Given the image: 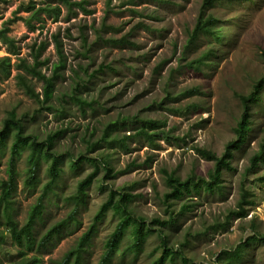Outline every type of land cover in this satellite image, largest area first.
I'll list each match as a JSON object with an SVG mask.
<instances>
[{
  "label": "rangeland",
  "instance_id": "obj_1",
  "mask_svg": "<svg viewBox=\"0 0 264 264\" xmlns=\"http://www.w3.org/2000/svg\"><path fill=\"white\" fill-rule=\"evenodd\" d=\"M85 1L88 13L75 5L69 8L60 0H0V29L7 28L13 40L0 38V128L14 109L26 125V133L39 140L63 132L56 140V150L63 154V174L44 200V215L36 225L37 240L68 217L74 204L66 196L93 170L89 163L71 169V155L109 154L117 174L109 178L103 169L98 172L88 190L87 206L77 211V221L46 248L34 247L21 255V247L4 234V225L0 224V234L5 235V241L0 242L1 264H19L34 257L41 264L61 262L89 229L110 189L130 192L134 196L132 210L148 223L155 217H166L162 201L168 190L164 170L182 178L195 173L207 179L214 162L199 155L195 147L221 155L235 138L242 114L237 95L251 93L254 83L264 79V0H216L204 13L219 19L216 26L223 33L222 40L201 34L189 47L190 32L203 11L204 0ZM47 4L59 5L61 14L54 18L40 12L38 18H31L34 11ZM123 36L129 44L114 42ZM212 49L211 64L202 72L184 66L187 60ZM8 62L9 74L2 71V64ZM25 64H36L47 77L56 74L49 102L37 101L19 85L17 75L24 74L43 98V80L27 72ZM56 65L61 66L57 73ZM196 86L202 93L182 95ZM74 90L77 99L72 97ZM81 98L87 101L83 107L78 102ZM251 115L247 140L235 151L233 168L223 172V193L202 190L186 196L185 201L193 206L179 216L175 227L167 228L169 245L189 261L185 263L178 254L175 264H217L220 252L237 247L239 256L234 264H264V240L245 244L253 232L264 234V161L256 169L247 170L251 157L264 143V82ZM133 116L166 122L162 131H156L153 144L135 137L134 124L117 130L121 137L130 134L128 149L103 144L88 153V144L99 140L107 124ZM11 142L12 138L1 158L0 184L8 177ZM28 153L26 150L17 163L18 184L12 197L20 226L49 179L50 162L44 161L36 187L25 184ZM243 190L251 202L244 204L248 214L230 217V211L239 208ZM117 221L118 216L108 211L97 224L81 264L99 263ZM130 242V237L124 239L110 264H153L163 252L156 233L148 238L137 258L126 250Z\"/></svg>",
  "mask_w": 264,
  "mask_h": 264
},
{
  "label": "trees",
  "instance_id": "obj_2",
  "mask_svg": "<svg viewBox=\"0 0 264 264\" xmlns=\"http://www.w3.org/2000/svg\"><path fill=\"white\" fill-rule=\"evenodd\" d=\"M65 3L69 8L72 6H78L87 13L89 10L85 8L86 1L80 0L72 2L71 0H60ZM134 3L135 0H129ZM216 0H204L202 9L198 15L194 29L190 32L187 47L194 44L201 34H210L217 41H221L223 33L217 22L219 19L212 14L205 15L204 11L210 7H213ZM40 12L51 15L57 18L61 14V8L59 5L52 6L47 4L38 8L33 12L31 18L36 19L39 17ZM27 24L33 28L32 21L28 20ZM7 29V28H6ZM6 29H0V38L6 42L13 41L6 33ZM114 42H124L129 44V40L124 36L121 39L114 40ZM57 50L62 54L60 43L57 41ZM214 50H209L206 53L201 54L199 57L185 62V67H188L195 72H202L204 66H209L211 63L209 60L213 55ZM40 54L38 50L37 57ZM8 63H3V72L9 74ZM60 65H56L54 72L57 73L60 69ZM27 72L33 76L43 80V98L41 94L36 91L31 82L24 74H18V83L31 97L41 102H49L53 97L54 91V77H47L41 70L37 69V65L25 64ZM264 79H261L254 83L253 90L249 94H238L242 105V114L235 128V138L230 140L225 147V150L221 155L216 152L207 149L205 147L196 146L195 150L199 155L207 160L214 162L213 169L210 170L208 178H203L191 173L186 178H182L175 172H168L164 170L165 183L167 191L163 196V205L165 206L166 217L160 216L153 218L149 223L145 217L137 216L131 208V203L134 196L128 191H117L110 189L108 192V198L100 206L94 221L89 229L81 236L78 244L75 248L69 251L64 258L59 261L58 264H81L83 253L86 251L87 245L91 242L94 233L97 230V224L101 222L106 216L107 212L112 210L118 216L117 224L114 230L109 235L105 242V250L98 264H110L117 252L120 250L121 244L126 237H130L131 242L126 247V250L133 254L134 257L144 251L145 244L148 238L156 233L160 239V245L163 249L162 254L155 259L153 264H165L166 261H170L169 264H175L174 259L179 254L181 255L185 263H189L188 259L178 250H174V247L169 245V237L167 234V228L175 227L181 216L193 206L185 201L193 193L200 194L202 190H206L212 193H223V172L225 169H232V160L235 157V151L240 148L244 140H247V135L251 131V110L252 105L260 100V95L263 89ZM73 98L77 99V91L74 90ZM202 91L196 86L189 88L183 92L182 95H198ZM79 105L84 106L87 101L84 99H78ZM135 124V125H134ZM134 125L137 132L135 137H143L150 143L155 142L156 131H162L166 122L152 118H132L123 119L122 122H111L104 128L99 140L88 144V153L97 151L105 145L120 146L124 149H128V141L130 134H125L124 137L119 136L117 133L124 127H130ZM118 130V131H117ZM63 132H57L46 136L44 139H38L36 135L26 133V125L23 119L19 118L16 110L12 109L8 112L6 118L3 120V125L0 128V162L3 154L8 146V140L12 138L10 145V156L7 160V179L1 181L0 189V224L4 225V234L10 235L15 244L21 247V255H24V250H32L34 247L46 248L48 244L60 237L61 232L72 221L76 222V214L78 210L87 206L89 188L94 183L98 172L103 169L109 178L114 177L117 173L111 163L109 154L99 156H88L87 154H81L77 158L70 157V168L79 169L85 163H89L93 166V170L89 172L85 177L80 179L77 183L75 191L66 196L68 200L74 204L73 210L67 218L60 220L51 226L39 240L36 237V225L37 222L43 217L45 209V198L49 192L55 190V186L60 182L63 174V154H60L56 150V140L62 135ZM28 150L27 155V168L25 184L28 187L35 188L39 182V171L44 161H49L48 168V181L43 186V191L39 196L37 202L31 208L28 217L23 225H19V221L15 218L13 207V194L17 189L18 169L17 163L22 157V154ZM264 161V143L261 145L259 151H257L250 161V166L247 169L248 172L256 169L261 162ZM264 178V177H263ZM248 192L243 190L241 193V199L239 208L237 210L230 211V217L243 218L248 214L244 204L251 203L248 200ZM180 203V204H179ZM180 205L179 209L176 206ZM4 218V222L2 221ZM0 234V242H4L5 235ZM256 240H264V234L257 231L253 232L251 236L246 238L245 244H249ZM240 248L237 247L231 251H222L216 258L217 264H234V259L239 256ZM1 264V262H0ZM19 264H41L38 257H34L31 260H23Z\"/></svg>",
  "mask_w": 264,
  "mask_h": 264
}]
</instances>
